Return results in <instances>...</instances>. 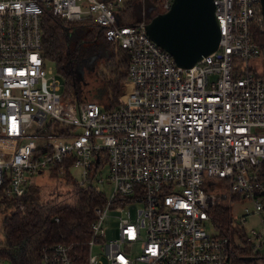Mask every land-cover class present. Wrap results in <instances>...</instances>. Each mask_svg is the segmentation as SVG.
<instances>
[{
    "label": "built area",
    "instance_id": "1",
    "mask_svg": "<svg viewBox=\"0 0 264 264\" xmlns=\"http://www.w3.org/2000/svg\"><path fill=\"white\" fill-rule=\"evenodd\" d=\"M126 1L0 0V187L21 196L44 169L77 186L93 182L104 197L93 207L85 264H233L238 244L261 255L260 0H212L219 42L190 67L177 65L149 37L144 18L120 20ZM140 2L164 12L172 0ZM48 9L67 20L91 18L127 50L128 77L116 105L101 108L96 100L64 95L58 71L43 56L41 16ZM105 183L112 184L108 195ZM235 197L252 204L239 217L229 213L241 236L208 233L214 206L223 200L229 208ZM112 208L122 214L118 236L107 240L102 223ZM253 213L260 229L245 230ZM43 259L75 264L63 243L44 247Z\"/></svg>",
    "mask_w": 264,
    "mask_h": 264
},
{
    "label": "trees",
    "instance_id": "2",
    "mask_svg": "<svg viewBox=\"0 0 264 264\" xmlns=\"http://www.w3.org/2000/svg\"><path fill=\"white\" fill-rule=\"evenodd\" d=\"M159 11L150 3L144 7L140 0H127L120 20L133 23L144 18L147 22ZM41 27L43 56L51 60L63 76L64 95L77 100L85 99L83 90L86 86L75 79L74 68L83 59L96 54L95 59L100 61L104 70H109L112 78L107 77L101 93L95 91L94 96L107 100L112 96V100L104 102L103 106L116 105L122 81L128 77L127 50L107 39L103 29L91 18L67 20L48 9L41 16ZM69 181L68 177L67 183ZM72 184L74 200L71 203L54 198L46 203L39 202L35 184L21 196H7L0 187V207L10 209L1 220L4 233L1 258L11 264H52L43 259L44 247L63 243L75 264L86 263L93 207L101 204L104 195L93 182L82 186ZM212 222L223 235H228L225 233L231 228L237 237L241 236L232 226L226 207L220 205L214 209ZM234 247L233 264H264L263 259L259 262L261 256L255 255L248 244Z\"/></svg>",
    "mask_w": 264,
    "mask_h": 264
},
{
    "label": "water",
    "instance_id": "3",
    "mask_svg": "<svg viewBox=\"0 0 264 264\" xmlns=\"http://www.w3.org/2000/svg\"><path fill=\"white\" fill-rule=\"evenodd\" d=\"M260 9L264 18V0H260ZM145 28L149 37L181 67H190L214 51L220 38L212 0H172L170 8L152 16ZM95 57L91 55L75 66L77 81H84V68L94 69Z\"/></svg>",
    "mask_w": 264,
    "mask_h": 264
},
{
    "label": "rangeland",
    "instance_id": "4",
    "mask_svg": "<svg viewBox=\"0 0 264 264\" xmlns=\"http://www.w3.org/2000/svg\"><path fill=\"white\" fill-rule=\"evenodd\" d=\"M49 64H51L53 67H56L51 60ZM93 66H94L93 70H89L85 68L83 69L84 81L82 82L84 83V86H86V88L83 90L84 92L83 97L89 100L91 98H95L94 100L96 99L99 100L102 103V104L100 103V107L103 108V103L104 102L108 103L110 100H112V96L109 98V100H107V99L98 98L94 96V94L95 91L101 93L104 80H106L107 77H108L107 79L112 78V75L110 74L109 70L107 69L104 70L102 64L98 59L97 60L95 59L93 61ZM57 77L61 78L62 82L64 83V78L60 73H58ZM125 80L126 79L122 81V86L119 91V94L117 95V100H119L120 98ZM72 172L74 177L77 178L76 168H74ZM102 173L104 176L106 175L107 167L103 168ZM34 184L38 193V201L41 203H46L48 200L52 198L65 203H71L74 200V195H72L73 184L67 183L63 175L58 173L55 174L49 169H44L40 173H37V175L34 177ZM99 187L102 186L99 185ZM103 187L105 193L108 195L112 188V184L105 183L103 184ZM220 205L222 207H226L227 212L228 213L231 212L233 218L241 216L243 214L244 207H248L250 210H252V204L250 200L244 199L242 197H235L234 199H232L231 206L229 208L223 200H220L212 209L211 212L212 217H213L214 209L219 207ZM9 211L10 209H8L7 207H2V206L0 207V246H2L3 238H4V233L1 228V220ZM121 214H122L121 211L113 208L108 211L102 223V226L105 231V239L110 240L118 236V220H119L118 216ZM132 215H135V210H132ZM233 221L237 222V219H232V222ZM243 227L245 228V230L254 228L255 230L258 231L260 229L258 214L253 213L250 216H247L245 222L243 223ZM205 229L208 233H212V234L219 233L218 229L214 226L211 219L205 222ZM232 233L233 230L229 228L225 234L232 236L233 235ZM138 245L139 244H134L131 248L130 253L133 257H135L136 254L138 253ZM238 245L242 246L240 244ZM256 250L259 251L261 255H264V248L256 247ZM93 252L99 253V249L97 248V245L94 246ZM102 259L103 262L105 263L104 257H102ZM259 260H260L259 262H262L261 259ZM0 264H11V263L9 262V260L0 257ZM135 264H143V263L136 261Z\"/></svg>",
    "mask_w": 264,
    "mask_h": 264
},
{
    "label": "bare ground",
    "instance_id": "5",
    "mask_svg": "<svg viewBox=\"0 0 264 264\" xmlns=\"http://www.w3.org/2000/svg\"><path fill=\"white\" fill-rule=\"evenodd\" d=\"M159 13H160V12H159ZM84 100H88V99H84ZM259 256H261V258H260V259H264V258L262 257L263 255H259Z\"/></svg>",
    "mask_w": 264,
    "mask_h": 264
}]
</instances>
